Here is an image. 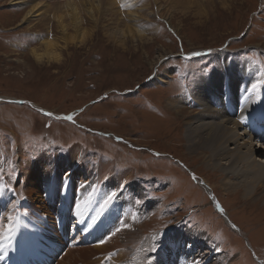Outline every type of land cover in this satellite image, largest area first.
<instances>
[{"label":"rangeland","instance_id":"obj_1","mask_svg":"<svg viewBox=\"0 0 264 264\" xmlns=\"http://www.w3.org/2000/svg\"><path fill=\"white\" fill-rule=\"evenodd\" d=\"M35 1L0 0V264H133L134 250L111 235L122 222L148 240L145 264H264V200L248 198L244 178L206 150L211 167L185 136L199 110L191 96L215 70L223 74V59L264 77V0H101L94 20L85 0H73L87 38L68 44L52 17L66 0H46L50 12L23 20ZM134 11L143 38L116 30ZM54 36L62 59L37 61L31 51ZM173 98L186 103L181 112L168 105ZM248 139L239 141L244 150ZM102 165L133 179L109 187L95 175ZM226 178L237 192L224 188ZM102 235L111 236L110 257L94 247Z\"/></svg>","mask_w":264,"mask_h":264},{"label":"bare ground","instance_id":"obj_2","mask_svg":"<svg viewBox=\"0 0 264 264\" xmlns=\"http://www.w3.org/2000/svg\"><path fill=\"white\" fill-rule=\"evenodd\" d=\"M122 1L124 0H121V2ZM87 3L88 1L85 0L84 10L94 20L96 16V12L100 11V8L102 6L101 0H93L90 1V4ZM135 3L136 2L125 3L124 6L129 8V5L134 6ZM51 8L52 6L50 5V9ZM54 8H56L57 10H54ZM61 8H62V3L58 7H53L55 14L52 17H54L56 24L61 28V31L63 33L62 38L64 40V43L68 44L69 42L72 41H77V42L84 41L87 38V30H86L87 28L81 25L83 19L81 17V13L76 3L73 0H66L64 2V10H62ZM109 8L110 6L104 7V9H109ZM48 9H49V4L47 3L46 0L35 1L26 10L23 20L27 21V18L29 17L38 16L45 12L48 13L50 12V9L49 10ZM105 14L107 13L105 12ZM127 17H128L127 21L131 22L132 24H127V26H124V29L121 30H118L119 28L118 27L116 29L118 33L119 31H121L122 36L143 38V35L145 34L146 31L140 30L134 25V22L140 18L138 12L135 11L131 12L130 15ZM67 18H70L71 21L74 22V26H75L74 34L68 33V29H67L68 27L66 24ZM57 40L58 38L55 36L52 39L50 38L46 39L44 42L41 43L40 47L34 48L31 51V55L34 56L35 59L39 62L46 60L49 62L55 60L57 61L61 60L62 59V53L60 51L61 44H59ZM163 55H164L163 52L159 53V55L157 56L159 57L158 59L164 58ZM222 56H225L224 53L222 54ZM158 59L155 60V64L158 61ZM225 61L226 60L223 59V65L221 67L223 74L221 75L220 70L218 69L215 70L213 73L210 74V76L203 79V82L201 83L198 91H196L195 95L191 96L192 104L195 105L199 110L197 113H194L192 117H189V119L186 121L187 126L185 128L186 129L185 136L187 140V145L190 150L196 151L204 155L205 160H207L208 164H210L211 167H214V159L216 158L215 161L217 163V164L215 163L216 166H218L219 168H224V166H226V168H229L231 174L235 176L237 174L236 178L239 177L241 180L242 178H244L245 180L242 183L244 185H247L248 198L249 197L255 198L254 196H256L255 194L257 193L259 194L258 197L264 200V160L260 161V159H258L259 157H261L260 155L264 153V79H263L264 77L261 75L260 72L257 71L256 68H254L253 65L249 63L245 65L243 64L241 66V64L238 62L236 63L235 66L232 65L229 69ZM151 63H154V60ZM167 75L166 73L164 75L159 74L157 76V79H159L161 82L164 83L167 79ZM250 75H252L251 78L249 77ZM253 85H256V87L253 88ZM181 101L182 100H180V98L178 100H175L173 98L168 102V105L172 109L181 112L183 107L185 106L184 104H186ZM241 116L245 117L243 122L241 121ZM246 137H248L249 139L247 141L245 140V144H246L245 146H247V150H244L242 149V144L239 141L245 139ZM251 138L253 140H257L258 143L252 145ZM256 144H259L260 147L259 148L256 147V149L254 150ZM203 149L204 151H202ZM206 150L209 154L214 155L215 158H211L210 155L206 154L205 152ZM46 158L47 157L43 156L44 160H46ZM74 160L76 162V158H74ZM112 171L108 169V165H102L95 170V175L97 177H103L104 179L105 176H107V179L109 178L108 180L110 181V183L108 181L110 185L107 183L109 187L111 186L115 187V185H118L119 182L125 185V183L128 182L130 183V181L133 179L132 172L126 171L124 173H121L120 175H117V177L113 178L114 175ZM91 174L93 173L87 172L85 175H91ZM123 180H125L126 182H124ZM245 181L247 182V184ZM223 182L224 183L222 185L227 190H232L234 192H237L236 190L239 189L237 184L235 185V187H233L234 182H232V179L226 178V180H224ZM133 184L134 187L136 188L138 187L136 183ZM206 184L207 183H204L203 185ZM215 184L216 183L212 184L213 188L216 187L217 184L216 185ZM2 186H4V184H2ZM213 188L207 187L208 191H210V193L212 194H213ZM65 190L66 192H68V189ZM129 211H136V210L131 209L129 206ZM17 216H16L17 218L20 217L19 215ZM21 216H23V214ZM27 217L29 216L26 215V218ZM102 227L100 225L101 230ZM30 229L35 230L36 229L35 225L33 224L32 226H30ZM45 230L48 231V229ZM48 232L51 233L53 232V235L50 236V238H52L54 241V231L52 230ZM97 233L99 236V232ZM45 234L44 235L48 237L47 232ZM137 234H138L137 231H133L130 227H127V228H123L121 231L117 233V235L113 237L114 240L116 238L117 240L120 239L121 242H124L125 247L130 246L134 250L133 257L135 259L132 261L133 264H145L149 259L148 256L150 250L147 248L149 242L148 240L139 242L136 237ZM100 237L101 234L98 238ZM103 238L105 239L104 236ZM109 240L104 244H101L99 242L97 243L99 245L94 247L98 250H101L104 253L105 252L112 253V251H110L109 248H112V250H114V247L109 246ZM60 242L61 244L59 247L56 248L57 250H59L60 248L63 249V247L65 248V245H63L62 243L63 241L61 240ZM113 243L117 244L114 241ZM140 247L141 250L139 251ZM162 257H166V256L163 255ZM162 257L158 256L154 260V262L159 261ZM52 259H54V257ZM69 259H71L70 256L68 260ZM171 260L176 264V261L174 259ZM110 261H112V263L110 264H114V262L118 263L114 259H111ZM68 263L70 264V262ZM68 263L66 261L64 262L58 260L56 264H68Z\"/></svg>","mask_w":264,"mask_h":264},{"label":"snow or ice","instance_id":"obj_3","mask_svg":"<svg viewBox=\"0 0 264 264\" xmlns=\"http://www.w3.org/2000/svg\"><path fill=\"white\" fill-rule=\"evenodd\" d=\"M197 53H193V55H196ZM256 87V85H253V88H255ZM48 115H51V113H48ZM67 120H72L73 119V117H72V115H68L67 117H65ZM244 119H245V117H243V116H241V121L243 122L244 121ZM193 178H195V177H193ZM116 196V193L115 192H112L110 195H108L107 196V198L103 201V203L100 205V215H102L103 214V211H104V209H105V207L109 204V202L110 201H112V199L114 198ZM218 207H219V205H217ZM221 211H223V209H221ZM9 219H11V217H9ZM127 227H129V225L128 224H126V223H123V224H121V226L119 227V228H116V230H115V232H113V233H111V235H115L116 234V232H119V231H121L123 228H127ZM235 227V226H234ZM3 239L4 240H9L10 238H9V236H4L3 237ZM107 239H111V236H108L106 239H101L100 240V243L101 244H104V243H106L107 242ZM6 248V245L5 244H3V243H0V250H3V249H5ZM156 249L155 248H152V251H155ZM112 254L110 253L109 254V257L111 256ZM3 257L2 256H0V259H2Z\"/></svg>","mask_w":264,"mask_h":264},{"label":"crops","instance_id":"obj_4","mask_svg":"<svg viewBox=\"0 0 264 264\" xmlns=\"http://www.w3.org/2000/svg\"><path fill=\"white\" fill-rule=\"evenodd\" d=\"M58 154H64V153H59V152H58Z\"/></svg>","mask_w":264,"mask_h":264}]
</instances>
